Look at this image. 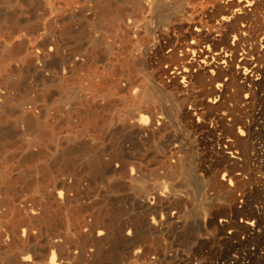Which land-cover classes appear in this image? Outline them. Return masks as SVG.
<instances>
[{"label":"bare ground","instance_id":"obj_1","mask_svg":"<svg viewBox=\"0 0 264 264\" xmlns=\"http://www.w3.org/2000/svg\"><path fill=\"white\" fill-rule=\"evenodd\" d=\"M0 264H264V0H0Z\"/></svg>","mask_w":264,"mask_h":264}]
</instances>
